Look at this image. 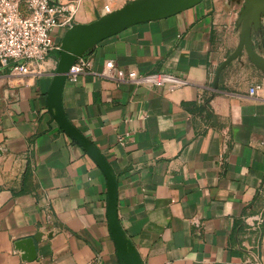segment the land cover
<instances>
[{"label":"crops","instance_id":"0c3cea01","mask_svg":"<svg viewBox=\"0 0 264 264\" xmlns=\"http://www.w3.org/2000/svg\"><path fill=\"white\" fill-rule=\"evenodd\" d=\"M132 1L67 7L40 76L0 67V264H119L106 178L52 118L47 92L64 33ZM244 2L201 0L133 25L84 52L91 65L76 83L65 79L62 113L105 159L139 264H264V74L242 51L214 88L239 46ZM250 40L264 59V7ZM108 61L125 76L163 72L190 85L106 79ZM36 235L31 260L22 244Z\"/></svg>","mask_w":264,"mask_h":264},{"label":"water","instance_id":"95a60500","mask_svg":"<svg viewBox=\"0 0 264 264\" xmlns=\"http://www.w3.org/2000/svg\"><path fill=\"white\" fill-rule=\"evenodd\" d=\"M201 0H135L112 11L106 16L85 25H76L69 28L63 35L58 47L59 59L52 76L47 92V109L61 130L74 140L91 157L101 169L107 181V207L106 216L109 228L116 246V254L119 264H139L134 257L129 242L119 230L116 212L115 182L109 171L105 159L88 139L77 131L65 118L61 110V91L66 74L70 66L77 58H81L84 52L93 48L102 40L114 36L119 32L142 22L157 20L184 11ZM264 7V0H245L240 14V39L236 51L230 55L219 67L216 73L214 88L217 87L219 71L233 59L246 53L253 65L264 74V59L253 49L250 40L251 25L257 26L260 10ZM39 235L23 242V249L31 260L35 259L33 249Z\"/></svg>","mask_w":264,"mask_h":264},{"label":"built area","instance_id":"2783aa9c","mask_svg":"<svg viewBox=\"0 0 264 264\" xmlns=\"http://www.w3.org/2000/svg\"><path fill=\"white\" fill-rule=\"evenodd\" d=\"M66 5L54 0H0V67L8 70L11 78L36 77L42 74L41 65L55 49L51 33L56 19L63 15L67 7L83 0H65ZM107 14L112 10L104 6ZM90 61L77 58L70 66L66 79L76 83L78 78L90 68ZM100 76L117 81L130 80L136 86L163 89L171 92L190 85L183 77L170 73L128 74L115 68L112 61L104 64ZM259 86L251 87L249 95H254Z\"/></svg>","mask_w":264,"mask_h":264},{"label":"rangeland","instance_id":"374dc122","mask_svg":"<svg viewBox=\"0 0 264 264\" xmlns=\"http://www.w3.org/2000/svg\"><path fill=\"white\" fill-rule=\"evenodd\" d=\"M256 39H257V37H256ZM258 39H259V37H258ZM258 41L259 40H255V44H257ZM255 48H256V50H258V45H255Z\"/></svg>","mask_w":264,"mask_h":264}]
</instances>
